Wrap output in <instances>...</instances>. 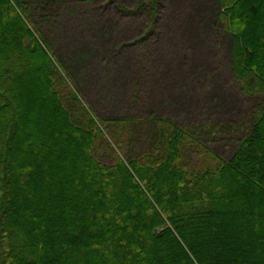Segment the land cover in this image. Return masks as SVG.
Wrapping results in <instances>:
<instances>
[{
  "label": "trees",
  "instance_id": "trees-1",
  "mask_svg": "<svg viewBox=\"0 0 264 264\" xmlns=\"http://www.w3.org/2000/svg\"><path fill=\"white\" fill-rule=\"evenodd\" d=\"M221 2L235 79L262 97L227 162L159 119L122 155L130 121L96 119L25 5L0 0V264H264V0Z\"/></svg>",
  "mask_w": 264,
  "mask_h": 264
},
{
  "label": "rangeland",
  "instance_id": "rangeland-1",
  "mask_svg": "<svg viewBox=\"0 0 264 264\" xmlns=\"http://www.w3.org/2000/svg\"><path fill=\"white\" fill-rule=\"evenodd\" d=\"M19 1L58 59L68 92L98 120L130 121L122 155L135 157L159 119L200 131L216 156L231 159L262 97H246L235 79L221 0ZM61 100L69 110L71 100ZM213 126L235 130L209 133ZM95 157L110 159L105 149Z\"/></svg>",
  "mask_w": 264,
  "mask_h": 264
}]
</instances>
